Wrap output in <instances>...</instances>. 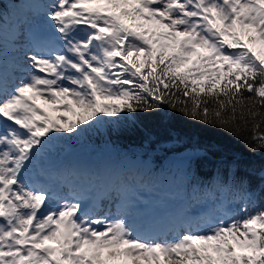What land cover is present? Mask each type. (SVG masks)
Segmentation results:
<instances>
[{
  "label": "snow or ice",
  "instance_id": "snow-or-ice-1",
  "mask_svg": "<svg viewBox=\"0 0 264 264\" xmlns=\"http://www.w3.org/2000/svg\"><path fill=\"white\" fill-rule=\"evenodd\" d=\"M37 7L7 44L0 23V264H264L255 169L224 145L201 141L195 128L186 191L213 207L182 210L166 232L137 227L127 211L87 208L77 186L92 176L51 166L63 136L140 114L182 117L264 152V0ZM210 155L219 156L218 168L204 184L191 164ZM259 176L264 194V167ZM166 180L155 174L154 184ZM143 181L129 161L113 174V192L126 201ZM234 202L243 207L228 211Z\"/></svg>",
  "mask_w": 264,
  "mask_h": 264
},
{
  "label": "trees",
  "instance_id": "trees-1",
  "mask_svg": "<svg viewBox=\"0 0 264 264\" xmlns=\"http://www.w3.org/2000/svg\"><path fill=\"white\" fill-rule=\"evenodd\" d=\"M9 1L15 0H0V16H2V19L10 11ZM194 128L199 133L201 141H211L224 145L230 155L241 157L255 169V173L250 175L249 179L252 188L257 190V201L264 202V194H260L258 190L261 183L259 171L261 167H264V152H250L241 140L223 132L200 129L182 117L172 121H160L153 116L140 114L128 120L117 121L111 119L83 134L81 143L77 141L76 136L65 135L64 137L70 138L76 145L92 147L94 152L100 148H106L114 150L113 156L115 158L131 157L135 160L139 159V163L136 165L144 176L141 186H146V188L155 192H162L163 190L168 192V189H171L180 197L185 196L187 198L189 192L186 191L184 176L189 168L187 159L190 155L187 149L191 144L189 134ZM178 159H183L184 164H176ZM218 162L219 156L210 155L194 161L191 164V169L197 173L198 178L204 184H209L211 183L210 178L217 171ZM112 171L113 168H111L110 174H112ZM155 174H162L167 178L166 182L164 184L158 182L154 184ZM240 174L246 175L245 172ZM207 201L210 202L209 205L212 208L213 205L210 200H202L199 204H206ZM192 205L193 202L189 198L188 206ZM227 206H231L236 211L241 209L243 204L234 202Z\"/></svg>",
  "mask_w": 264,
  "mask_h": 264
},
{
  "label": "rangeland",
  "instance_id": "rangeland-1",
  "mask_svg": "<svg viewBox=\"0 0 264 264\" xmlns=\"http://www.w3.org/2000/svg\"><path fill=\"white\" fill-rule=\"evenodd\" d=\"M42 3H37L36 6L43 5ZM16 4L23 6V13H24V11L27 8V5L24 4V0L18 1L16 3H12V4H10V7L11 8H18L17 6H15ZM37 9H38V11L40 10L38 7H37ZM13 28L14 27H3L6 44H7L8 40L10 39ZM82 137H83L82 135L77 137V141L81 143ZM66 146L70 147V149H75V148L81 147V146L74 145L72 141H69L68 143H66ZM110 153H111L110 150L105 151L104 155L109 157ZM91 155L92 154H89L88 156L90 157ZM81 157L82 156H80L79 158H81ZM86 158H87V154H86ZM124 158L126 160H124ZM124 158H122V159L112 158V155H111L110 164H112V161H116V162H118L117 170H122V169H125L124 167L127 166L129 161L139 163V159L137 161L131 157H124ZM108 164H109V160H106V165H108ZM176 164L183 165L184 164L183 159L176 160ZM105 168H107V167H104V163L102 161L101 164L98 166V171H99L100 175H102L104 173ZM77 170L82 171V166L81 165L77 166ZM88 170L92 171L93 170L92 166H90ZM110 175H111L110 172H108L107 177H110ZM91 189H92V187H91ZM168 190H169L168 192H166L165 190H163L162 192H155V191H151L149 188H146V186L137 185L125 193V195L127 197L126 201L122 200V198H120V197H117L115 192H111L109 194L106 193V194H104L105 200L101 206V209H99V210L104 211V212H111V213H114V215H115L118 212V209H116L117 212H114L112 209H110V206L111 205H115V206L120 205L121 206L123 204V207L125 208L124 211L128 212L129 217L131 219V222H134L132 220L137 219V216H138L137 211L143 210V208L135 207V203L137 201H140L139 204H142V203L145 204L143 206L144 210L141 212V215H142L141 217L143 219L140 223V225L142 226L141 229L151 228L153 230L154 229L156 230L158 228V226L164 221L169 222L170 227H171V223H170L171 219L176 214L181 212L182 210H186L189 208V206H188L189 195L187 198L185 196L180 197L178 194H175V192H172L171 189H168ZM91 193H92V191H91ZM199 203L193 202L192 206L195 207V209H197L200 212H206L211 208L209 205L210 202H208V201H207V203L203 202V203H206L203 205H200ZM226 207H227L228 211H234L231 206H226ZM136 208H137V210H136Z\"/></svg>",
  "mask_w": 264,
  "mask_h": 264
},
{
  "label": "bare ground",
  "instance_id": "bare-ground-1",
  "mask_svg": "<svg viewBox=\"0 0 264 264\" xmlns=\"http://www.w3.org/2000/svg\"><path fill=\"white\" fill-rule=\"evenodd\" d=\"M21 7V6H20ZM21 10L23 11V6L21 7ZM104 200L105 199H102L101 200V202H100V204H99V206H98V209H101V206H102V204H103V202H104ZM137 203H140V201H137L136 203H135V207H136V205H137ZM95 204H93V206H94ZM93 206L92 207H90V209L91 208H93ZM110 209H112L114 212H117V210L116 209H119L120 211H124V207H121L120 205H118V206H115V205H111L110 206ZM136 210H137V208H136ZM143 210H144V207H143ZM143 210H140V211H137V214H138V216H137V219L136 220H132V221H134L135 223H136V226L137 227H139V228H142V226L140 225V223H141V221L143 220L142 219V215H141V212L143 211ZM112 214H114V213H112ZM130 221H131V219H130ZM170 228V224H169V222H162L159 226H158V228L155 230V231H159V232H166L168 229Z\"/></svg>",
  "mask_w": 264,
  "mask_h": 264
},
{
  "label": "flooded vegetation",
  "instance_id": "flooded-vegetation-1",
  "mask_svg": "<svg viewBox=\"0 0 264 264\" xmlns=\"http://www.w3.org/2000/svg\"><path fill=\"white\" fill-rule=\"evenodd\" d=\"M65 139H70V138H66V137H64ZM105 157V155L103 154L101 157H100V159H99V165L101 164V161H102V159ZM73 160H74V158H68V161H66V166L63 168V169H68L70 166H71V164L73 163ZM98 165V166H99ZM82 172H85V173H87L88 174V172L85 170V171H82ZM103 175H104V173H103ZM83 182H85L86 184H88L87 183V177H85V178H83ZM64 192V191H63ZM80 193H81V195L83 194L82 193V191H80Z\"/></svg>",
  "mask_w": 264,
  "mask_h": 264
}]
</instances>
